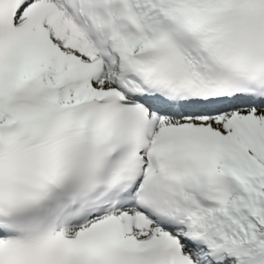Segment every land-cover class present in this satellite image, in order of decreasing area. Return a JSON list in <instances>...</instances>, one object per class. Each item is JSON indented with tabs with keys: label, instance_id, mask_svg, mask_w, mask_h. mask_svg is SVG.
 Segmentation results:
<instances>
[{
	"label": "snow or ice",
	"instance_id": "1",
	"mask_svg": "<svg viewBox=\"0 0 264 264\" xmlns=\"http://www.w3.org/2000/svg\"><path fill=\"white\" fill-rule=\"evenodd\" d=\"M0 264H264V0H0Z\"/></svg>",
	"mask_w": 264,
	"mask_h": 264
}]
</instances>
